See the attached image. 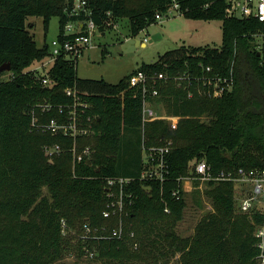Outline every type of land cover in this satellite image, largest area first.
<instances>
[{"label":"trees","instance_id":"obj_1","mask_svg":"<svg viewBox=\"0 0 264 264\" xmlns=\"http://www.w3.org/2000/svg\"><path fill=\"white\" fill-rule=\"evenodd\" d=\"M73 2L0 0V67L11 64L10 71L0 69V76L9 73L0 80V264H66L73 248L79 256L92 251L100 264H264L255 234L264 223V210H241L234 180L206 181L201 189L195 177L202 159L214 174L264 169V62L255 37L264 24L254 17L229 16L226 0H88L101 32L127 20L129 34L136 35L178 3L179 14L187 18L219 20L222 42L182 44L117 83L81 78L77 63L60 57L50 71L53 84L43 85L41 77L26 70L45 58L50 46L47 40L37 43L27 19L41 16L48 30L58 16L60 36ZM207 66L212 70L207 72ZM139 70L156 75L159 93L148 99L180 117L176 128L165 118L143 121L142 87L129 83ZM160 73L165 79H159ZM184 73L198 78L190 84L177 79ZM231 74L232 89L219 96L199 79ZM75 84L88 91L95 117L93 136H79L78 151L91 146L80 161H74L73 137L33 125L34 118L36 124L54 117L63 121L56 105L70 102L64 89ZM43 103L53 106L44 112ZM144 138L149 146L173 142L164 181L139 179ZM56 144L59 153L46 151ZM112 176L135 177L126 188L132 204L120 239L107 234L119 224V215H103ZM191 176L196 204L203 208L205 197L212 210L184 233L180 223L189 207L184 181ZM85 223L97 229V236L83 237ZM102 233L107 237H98Z\"/></svg>","mask_w":264,"mask_h":264},{"label":"built area","instance_id":"obj_2","mask_svg":"<svg viewBox=\"0 0 264 264\" xmlns=\"http://www.w3.org/2000/svg\"><path fill=\"white\" fill-rule=\"evenodd\" d=\"M226 12L229 16L235 17H254L264 24V0H226ZM179 8L178 3H174V6L169 10L171 13L173 10ZM178 11V10H177ZM70 20L64 25L62 34L57 36L49 42L50 50L49 54L36 62H34L26 71H34L38 77H41L43 85H52L53 80L50 75L52 67L56 61L63 57L66 60H73L76 63L81 55L86 50L94 46V37L103 35V32L99 30L98 24L91 17L92 10L88 6V0H74L70 9L67 11ZM168 13V14H169ZM166 14V15H168ZM157 14V19H162L164 16ZM118 23L115 25L117 27ZM258 42L256 49L263 58L264 62V31L255 34ZM144 41H148V37L144 38ZM210 66L206 67V71H211ZM14 75H11L13 78ZM159 79L164 78L165 75L160 73ZM156 75L146 74L144 71H137L129 78L131 86L139 85L143 91V121L153 120L155 118H165L169 121L172 128L177 127L179 116L176 115H157L151 108V102L148 99V95L157 96L159 93L156 87ZM198 78V77H197ZM194 76H190L188 73L178 75L177 79H188L190 84L193 80L197 79ZM199 79L203 80V84L207 88L214 86L213 94L216 96L221 95L227 90H231L234 82L233 75L225 78H213L205 75ZM202 91V90H200ZM66 96L70 98L69 103L57 104L60 117H63V121H59L54 117L48 122L36 124L37 118H34L33 125L43 131H50L53 134L62 131L65 135L74 138L75 143L72 147L74 153V161H80L85 155H88L91 151L90 146L84 147L81 151H78L76 140L81 135H92L95 133L94 120L95 117L90 114L91 103L88 99V91L82 90L78 85L69 86L64 89ZM193 93H189L191 96ZM44 112L49 111L52 108V104L43 103L40 104ZM36 116V115H35ZM34 116V117H35ZM172 140H164L154 145H147L146 138L143 140V148L145 149V166L139 176L140 181H164L167 178L168 173V160L167 155L172 148ZM46 151L50 154L59 153L61 147L59 144L46 146ZM197 175L202 182L210 180H234L243 181L250 185L251 193L241 199L239 204L241 210L250 211L255 206V201L258 197L264 196V169H251L245 170L240 168L237 174L232 172L220 171L214 174L211 166L205 159L198 161L195 165ZM194 179V177H188ZM135 180L132 176H112L107 178L108 185V201L106 208L103 211L105 217H111L113 215H119V224L108 232V237L122 238L125 234V221L124 216L128 214V206L132 204V200H128L132 196L131 192H127L126 188ZM174 194L179 197L178 191H174ZM168 211V209H166ZM63 227L65 229V221H63ZM84 235L88 237L91 234L96 235L97 229L92 228L88 223L84 224ZM103 234V235H102ZM98 237H107L102 233ZM256 236L259 238L258 246L261 248L259 257L264 263V223L257 226L255 231ZM131 236L135 233L132 231ZM90 257L94 256L92 251H88Z\"/></svg>","mask_w":264,"mask_h":264},{"label":"rangeland","instance_id":"obj_3","mask_svg":"<svg viewBox=\"0 0 264 264\" xmlns=\"http://www.w3.org/2000/svg\"><path fill=\"white\" fill-rule=\"evenodd\" d=\"M27 23L31 25H29V28L40 46L46 40L48 42L52 41L59 32L60 21L58 16L52 17L48 30H46L44 19L41 16H30L27 19ZM127 25V20H121L120 23L118 22L117 27L113 25V29L103 32V35L100 34L94 37V46L86 50L78 59L77 75L79 77L104 78L108 82L117 83L143 63H152L166 51L182 44L220 46L222 42V29L219 20L190 19L179 14L177 10H173L162 19L150 24L136 35L129 34ZM145 37H148L147 42L143 41ZM137 40H142L145 45L138 44ZM8 75L9 73L7 72L2 74L0 80L7 79ZM150 106L157 115L166 114L162 103H151ZM88 136H93V134ZM78 139L76 140L77 146ZM143 154L145 158V151H143ZM187 180L192 181V183L188 185L186 183ZM234 182L237 204L239 205L241 199L251 193V187L243 181ZM184 184L185 190L186 188L191 189L186 190L189 192V207L184 220L180 223V231L190 233L193 231L196 221L209 210H212V206L205 197L203 208L196 204L192 193V190L196 189L193 179H185ZM205 186L206 182L200 181L198 187L204 189ZM255 204L256 207H259L257 209L264 210V196L258 197ZM64 260L66 264H100V261L90 257L88 253L79 256L77 248L70 250ZM175 260L176 258L172 259V261Z\"/></svg>","mask_w":264,"mask_h":264},{"label":"water","instance_id":"obj_4","mask_svg":"<svg viewBox=\"0 0 264 264\" xmlns=\"http://www.w3.org/2000/svg\"><path fill=\"white\" fill-rule=\"evenodd\" d=\"M1 70L10 71L11 70V64L10 63H4L1 67Z\"/></svg>","mask_w":264,"mask_h":264},{"label":"crops","instance_id":"obj_5","mask_svg":"<svg viewBox=\"0 0 264 264\" xmlns=\"http://www.w3.org/2000/svg\"><path fill=\"white\" fill-rule=\"evenodd\" d=\"M143 41L142 40H137V43L145 45V42H143ZM186 183L189 185V183H192V181L187 180ZM184 186H185V184H184ZM189 189H191V188H186V190H189ZM254 208H259V207H256V204H255Z\"/></svg>","mask_w":264,"mask_h":264}]
</instances>
